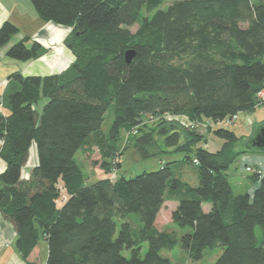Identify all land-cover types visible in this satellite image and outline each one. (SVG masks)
<instances>
[{
    "label": "trees",
    "instance_id": "1",
    "mask_svg": "<svg viewBox=\"0 0 264 264\" xmlns=\"http://www.w3.org/2000/svg\"><path fill=\"white\" fill-rule=\"evenodd\" d=\"M31 1L44 21L72 27L65 43L76 58L60 73H13L10 113L0 116V154L7 163L0 208L17 230L25 264H39L29 257L43 236L46 264H182L161 254L178 244L193 259L221 246L214 264H264V241L259 244L255 234L256 226L264 234V173L252 172L254 190L236 194L228 169L247 150L237 149L242 136L215 125L257 107L264 86V0H174L166 9L165 0ZM18 30L6 20L0 47ZM27 40L13 44L8 55L39 57L41 45ZM131 49L136 54L127 62ZM110 107L114 117L104 131ZM167 113L212 122L222 145L209 150L206 134L168 122L162 118ZM147 117L163 120L131 135ZM123 131L144 157L162 145L185 151L184 161L198 168V184L174 176L170 164L178 160L130 178L86 184L77 152L94 144L102 162L93 163L111 173L121 166ZM33 143L38 164L23 178ZM61 183L69 197L59 206ZM168 199L178 201L173 223L189 228L181 238L156 225ZM132 213L141 225L129 220Z\"/></svg>",
    "mask_w": 264,
    "mask_h": 264
},
{
    "label": "crops",
    "instance_id": "2",
    "mask_svg": "<svg viewBox=\"0 0 264 264\" xmlns=\"http://www.w3.org/2000/svg\"><path fill=\"white\" fill-rule=\"evenodd\" d=\"M6 20L13 22L19 30L11 36L7 44L0 47V116H7L10 113L6 97L11 86L12 89L16 86V83L10 79L13 73L20 72L25 76H45L60 73L76 58L72 49L65 43L72 27L60 25L52 21H44L40 18L33 3L29 0H0V27ZM25 38H28L26 43L29 46L33 42H37L41 45V55L29 60H21L9 56V48L16 42ZM42 101L43 104H45L47 99ZM240 113L245 114V121H247L246 126L248 128L247 135L240 134L242 137H250L253 135L255 127L264 121V105L253 111H242ZM239 115L240 114H238L237 120L240 118ZM232 130L240 136L236 131L237 129L234 128ZM222 143V139L216 137L213 133L208 132L206 133V142L203 143V146L211 151H216L220 148ZM242 148L244 147L242 146ZM238 158H241V163L244 166L253 165L264 170V151L252 150L251 153L244 152ZM37 164V147L36 143H33L30 148L29 159L23 167L22 177L27 178L30 175L32 168ZM6 167L7 163L0 154V174L5 171ZM61 187L62 199L59 200V206H62L69 197L68 193L63 188V183H61ZM168 200H166L165 203ZM210 208V204H203V209L205 211L210 210ZM47 258L48 241L46 237L43 236L32 251L29 260L39 264H46ZM0 264H25V261L17 248V230L11 220H9L2 212L1 208Z\"/></svg>",
    "mask_w": 264,
    "mask_h": 264
},
{
    "label": "rangeland",
    "instance_id": "3",
    "mask_svg": "<svg viewBox=\"0 0 264 264\" xmlns=\"http://www.w3.org/2000/svg\"><path fill=\"white\" fill-rule=\"evenodd\" d=\"M31 3L32 1L29 0ZM174 0H165L162 4V8L166 9ZM35 7V6H34ZM143 15L146 14V10L143 9L141 12ZM138 28V24L131 27L132 31H135ZM42 100H46L43 98ZM40 101L37 104V108L41 109L43 101ZM264 105V104H263ZM261 105V106H263ZM261 106H257L261 107ZM240 114V118L235 122L227 125H220V127H225L228 129H237L236 131L241 136L240 133L247 135L248 128H247V121H245V114ZM114 117V110L113 107H110L105 114V120L103 123V130L107 131L113 121ZM188 118V117H187ZM162 118H153L147 117L144 119L139 125L130 129V134L135 135L140 133V129L143 127L154 125L158 122H161ZM168 122L178 124L182 128L190 129L185 123L181 122V120L172 119ZM219 126L218 124H215ZM215 127L213 125H205V126H198L194 128V130L198 132H205L204 134L211 132V129ZM259 125L255 127V131L253 132V137H242L239 144L237 145L238 150H242V146H248L252 144V140L256 134ZM125 132L123 131V139L121 142V150H124L123 154L120 156V163L121 166L117 168V170H113L111 173L106 170L105 166L96 165L93 162H102L101 154L97 146L94 144H87L85 145L84 149L79 150L76 154L77 161L81 164L83 172L86 175V184H92L93 182L97 181L98 179L111 177L114 180L119 176H125L126 178H130L138 173L143 171H152L157 170L162 167L164 163L172 162L178 160L175 163H171L172 171L174 176L180 178L184 181L189 182L192 185H197L199 182L198 179V168L197 166L191 161H184L186 152L183 150H173L174 147H166L163 146V150L157 153L156 155L150 157H144L135 146L134 142L129 137L126 139ZM212 133V132H211ZM125 136V138H124ZM245 150L246 147H245ZM252 150H247L246 153H251ZM116 161V160H115ZM252 166L255 170H258L259 167L253 165H242L241 158L235 160L233 164H231L230 168L228 169L229 178L231 184L233 186V191L237 193H246L252 192L256 186V184L251 180L250 175H252V171L250 172L248 167ZM262 169V168H261ZM263 170V169H262ZM264 172V170H263ZM178 204V201L175 199H169L163 206L162 210L160 211L158 218H157V226L165 231H176L178 237L181 236L189 230V228H181L173 223L172 221V212L173 209ZM129 220H132L136 225H141L142 222L140 217L132 213L129 215ZM120 227V221H118V229ZM256 239L259 244H262L264 241V234L263 230L260 226H256L255 228ZM148 244L144 242L141 249V256H145L147 251ZM223 248L221 246H217L214 248H206L203 252V256L199 259H193L189 257L188 252L182 247V245L178 244L173 249H164L161 254L164 256L169 257L173 262L182 263V264H214V262L218 259V257L222 254ZM124 254L130 256V252L128 250H124Z\"/></svg>",
    "mask_w": 264,
    "mask_h": 264
},
{
    "label": "built area",
    "instance_id": "4",
    "mask_svg": "<svg viewBox=\"0 0 264 264\" xmlns=\"http://www.w3.org/2000/svg\"><path fill=\"white\" fill-rule=\"evenodd\" d=\"M257 106H261L264 104V86L257 92ZM153 118H161V117H153ZM162 118H165L166 120H172V119H176V120H181V122L185 123L188 127L191 128H196L198 126H205V125H209V124H213L212 122H197L194 120H191L189 117L187 118L186 115H182V114H165ZM238 118V114L233 115L230 118H226L224 120H221L219 122H217L216 124L218 125H227V124H231L233 122H235ZM129 137V133H127L126 135V139ZM4 143V140L2 137H0V145H2ZM249 171L251 172H258L259 174H263V170L261 168H259L258 170H255L254 168H252V166L248 167Z\"/></svg>",
    "mask_w": 264,
    "mask_h": 264
},
{
    "label": "water",
    "instance_id": "5",
    "mask_svg": "<svg viewBox=\"0 0 264 264\" xmlns=\"http://www.w3.org/2000/svg\"><path fill=\"white\" fill-rule=\"evenodd\" d=\"M135 54L136 51L134 49L128 50L126 52V61L131 62ZM252 137L253 136H250V138ZM243 147L244 149L246 147L247 150L264 151V121L259 124L256 134L252 140V144Z\"/></svg>",
    "mask_w": 264,
    "mask_h": 264
}]
</instances>
